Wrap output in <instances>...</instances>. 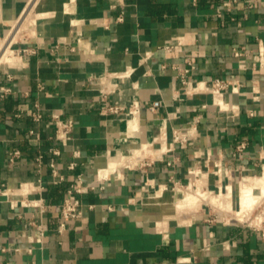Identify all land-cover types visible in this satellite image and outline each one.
Returning <instances> with one entry per match:
<instances>
[{"label": "crops", "instance_id": "obj_1", "mask_svg": "<svg viewBox=\"0 0 264 264\" xmlns=\"http://www.w3.org/2000/svg\"><path fill=\"white\" fill-rule=\"evenodd\" d=\"M29 1L48 15L37 19L38 36L20 43L19 64L0 62V86L12 88L0 97V184L21 199L22 184L30 190L40 179L44 189L28 195L44 197L48 230L41 243H31L38 208H12L0 195V264H264L260 232L198 214L205 202L236 218L232 184L230 194L209 190L223 195L220 203L187 202L186 192L197 191L190 184L173 213L171 207L177 185L192 181L198 168L203 182L215 166L224 175L261 170L264 0H0V25L22 16ZM192 56L186 89L179 75ZM109 73L121 76L102 82ZM215 78L228 80L229 109L213 103ZM196 82L208 88L195 89ZM154 101L160 106L151 110ZM35 103L43 112L39 122L31 115ZM53 112L74 121L65 143L51 138ZM176 132L192 135L175 141ZM241 142L246 146L238 151ZM52 147L60 150L58 183L48 164ZM139 147L130 163L120 157L100 174L111 157L132 156ZM15 149L20 156L9 164ZM220 180L212 176L209 183L217 187ZM72 184L94 189L79 194L81 217L60 229L59 208Z\"/></svg>", "mask_w": 264, "mask_h": 264}, {"label": "built area", "instance_id": "obj_2", "mask_svg": "<svg viewBox=\"0 0 264 264\" xmlns=\"http://www.w3.org/2000/svg\"><path fill=\"white\" fill-rule=\"evenodd\" d=\"M196 1V0H195ZM123 15L121 14L119 17H117V20H122ZM103 25L108 26L109 21L102 22ZM178 46L174 48V46L171 45H165L163 47L164 50L166 51H173L174 49L177 50ZM234 54L236 56H240L242 54V51L240 49L234 50ZM186 62L187 66L182 70L180 73V79L184 85H186V89L192 86V82L188 79V74L195 68L196 64V59L195 57H186ZM114 76H121V74H116V73H109L108 75L105 76L104 80L102 82H106V79H111L114 78ZM11 77H9L8 80H10ZM201 84H204V82H196L194 84L195 89L198 88ZM228 80H225L223 78H215L211 80V84L209 86V90L212 93L213 97V103L217 105L220 109L222 108L220 105L216 103V94L218 93L224 100L225 97V92L227 91L228 88ZM40 88H43L42 85H39ZM12 92V88L7 85L3 84L0 86V97H5L9 95ZM102 92L105 94L106 90H102ZM225 101V100H224ZM138 106V105H137ZM135 105L134 109L129 110L131 114H135L138 110V107ZM158 106H160V101H154L150 106L149 109L155 110ZM109 110L112 111H117L119 107L117 105H110L108 106ZM225 109H229L228 105ZM32 118L35 122L41 121L43 118V112L41 110V107L39 103H35V108L32 111ZM52 120L55 123V132L54 135L51 138H54L55 140L59 141L60 143H65L72 139L73 137V127H74V121L72 119H64L61 117V115L58 112H53L52 113ZM32 133L34 131H31ZM192 134L188 133H181V132H176L174 134L175 141H186L187 139L190 138ZM36 140L40 139V134L36 133ZM246 143L241 142L237 146L238 151H242L243 148H245ZM51 156L48 159V164L51 168L52 171V176L53 180L55 183H58L63 180V177L59 175V172L57 170V159L56 157L60 154V150L58 147H52L50 149ZM20 156V150H10L8 152V163L9 164H14L16 161V158ZM43 157L44 153L43 151L39 150V154L37 156V164L42 165L43 163ZM74 166V163L71 164V167ZM195 172V171H194ZM27 183L22 184L20 187L21 192L23 194V198L17 199L15 197L16 191L11 190L7 185L4 183L0 184V195L5 197V200L10 203L12 208L17 207L18 205H22L25 207H35L38 208V212L40 215V220L36 222H32V230L33 233L29 234L28 237L31 241V243H41L43 240V237L45 235V232L48 230V223L44 221V213L46 212L48 208V204L45 202V199L43 196H38V197H30L28 193L33 190L37 189L39 191H42L44 189V185L39 179V183L35 186H33V189L27 190L24 188V185ZM90 189H94V185H77V184H72L66 191V195L64 197L63 202L60 205V229L64 228L66 226V223L71 220V219H76L81 217L83 214V201L79 197V194L85 193L89 191ZM255 230L260 232L262 238L264 239V227L259 226L255 227ZM17 251H20V248H16ZM28 252L32 251V246L28 247L27 249Z\"/></svg>", "mask_w": 264, "mask_h": 264}, {"label": "rangeland", "instance_id": "obj_3", "mask_svg": "<svg viewBox=\"0 0 264 264\" xmlns=\"http://www.w3.org/2000/svg\"><path fill=\"white\" fill-rule=\"evenodd\" d=\"M30 2L31 1H29V3ZM30 6H31V3L29 4V7ZM24 15H26V11L24 12V14H22V16H20L14 22H11V23L5 24V25L4 24L0 25V53L2 52V50H3V52L5 51L4 52L5 56L4 57L2 56V59L0 60L2 65H4L5 63H6L5 65H8V63L11 65L19 64L21 62L20 61L21 60V58H20L21 53L19 51L20 43L25 39H28V38L32 39L33 37L38 36V30L36 28L37 27L36 26L37 20L34 17L32 19L30 18L33 21H31L30 19H28V21H27V19L24 20V18H25ZM40 15H41V17L43 16L42 13ZM19 23H21L22 26L20 27V29H17L16 27L18 25H16V24H19ZM13 31H14V33H13ZM10 35H12V36L10 37ZM34 39H36V38H34ZM9 51L12 52L11 55H9ZM1 55H2V53H1ZM11 57H12V59H11ZM8 59H10V61H8ZM209 92H210V90H209ZM211 95H212V93H211ZM225 106H226V104H225ZM261 161H262L261 170L258 173H249L248 172V173L239 174L237 176L234 175L230 171H227L224 175L223 173H221L219 171V168L215 166V169H212L211 172L206 174V181L205 182L202 181L204 174H205L202 171L203 168H202V170H201V168H198L199 172H197V171L193 172L194 173V179L192 181H189L188 183L185 182V183H181V184L177 185L176 189L173 191L179 196H177L174 203L171 204L172 213L174 212V209H175L174 204H175L176 200L179 199L180 195L184 194L185 188L190 184H191V188L194 190H198L199 188L200 189L204 188V190H212L215 192L216 191L219 192L221 190L226 192L227 186L229 184H232V194H231L230 198L232 199V202L234 204V208L239 209L240 208V204H239V201H240L239 182L242 180V178L244 176L261 173L263 171V168H264V156H263V159ZM208 163L209 162L205 161V164H207V167H208ZM212 176L215 177V180L221 179L219 184L217 185V187H212L211 183H209V180L212 178ZM255 191L257 193L259 192L258 189H256ZM201 199L202 200L198 199L197 201H206V202L208 201V200L203 199V198H201ZM201 211L204 212V214L206 216H208L211 220H214V221L238 222V223H242V224H245L247 226H250L254 229H255V227H259V226L264 227V217H259V215L262 214V212L264 211V201L262 203L258 204L257 206H255L254 209L250 212L251 214L249 213L246 217H244V218L242 217V219H240L239 216H237V214H235V217L239 220H237L236 218L227 217L226 215H224L220 211V209L214 207L210 203H205V202L202 203V208L199 210L198 214ZM198 214H196V215H198Z\"/></svg>", "mask_w": 264, "mask_h": 264}, {"label": "bare ground", "instance_id": "obj_4", "mask_svg": "<svg viewBox=\"0 0 264 264\" xmlns=\"http://www.w3.org/2000/svg\"><path fill=\"white\" fill-rule=\"evenodd\" d=\"M41 13L37 12L35 10V6L32 4L30 7L27 8L26 10V15L24 20L27 19H32L33 17L37 20L38 17H41L40 15ZM43 16L42 17H45L47 16L48 14L47 13H42ZM51 14V13H50ZM52 15V14H51ZM50 15V16H51ZM30 19V20H31ZM34 19V20H35ZM33 21V20H31ZM36 23V22H35ZM26 24V23H25ZM18 25L16 28L17 29H20V27L22 26L21 23L19 24H16ZM37 28V27H36ZM8 29V28H7ZM33 32V31H32ZM14 33V31H13ZM8 34V33H7ZM16 34V33H15ZM12 35H10L11 37ZM15 36V35H14ZM13 38V37H12ZM11 42V41H10ZM9 42V43H10ZM12 46V45H11ZM6 47V46H5ZM8 48V47H7ZM13 51V50H12ZM5 52V51H4ZM3 52L2 50V55L0 53V60L2 59V56L4 57L5 56V53ZM12 52L9 51V55H11ZM7 56V55H6ZM9 57V56H8ZM12 59V57H11ZM5 61V60H4ZM8 61H10V59H8ZM3 62V61H2ZM12 63V62H11ZM14 63V62H13ZM201 90L203 89H207L208 87H206L204 84H201L199 86ZM217 101H218V105H220L222 108L223 107H226L225 104L226 102L223 100V98L218 95L217 96ZM133 142V141H132ZM135 142V141H134ZM140 146V145H139ZM144 147H146V145H144ZM141 147L139 148H135L133 150V153H132V156L129 155V156H125V155H119V156H113L110 158L109 160V163H108V166L104 169H102L101 171V175H105L107 174L106 172L109 171L110 169V165H112V167H114L113 165L115 164V162L118 160V158L121 157L123 163H130L134 157L136 155H140L141 153H139L141 151ZM149 152V151H148ZM147 153V151H146ZM133 154H135V156H133ZM110 156V155H109ZM118 162V161H117ZM114 169V168H113ZM205 177V176H204ZM258 189L259 192L257 193L255 190ZM229 194L231 193V188L228 189L227 191ZM201 198L203 199H206V200H209L211 202H217V203H220L223 199V195L221 194H215L214 192H211L209 190H204L203 189H198L197 191H194V192H190V191H187L186 194H185V200L188 202H191V203H195L197 202V200H202ZM264 201V172L262 174H255V175H252V176H248V177H245L242 184H241V187H240V201H239V204H240V208L239 209H236V212H237V216H239L240 219H242V217H246L253 209L255 206H257L258 204L262 203ZM223 202V201H222ZM224 204V203H223ZM222 206V205H221ZM188 208V207H187ZM249 210V211H248ZM251 214V213H250ZM259 217H264V211L262 212V214L259 215ZM231 218V217H230ZM263 219V218H262ZM185 220V219H184ZM165 223V222H164ZM164 227V226H163ZM162 227V228H163Z\"/></svg>", "mask_w": 264, "mask_h": 264}]
</instances>
